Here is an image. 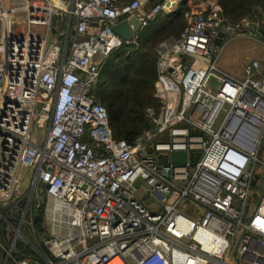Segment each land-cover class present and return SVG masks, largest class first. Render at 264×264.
Here are the masks:
<instances>
[{
  "label": "built area",
  "instance_id": "2783aa9c",
  "mask_svg": "<svg viewBox=\"0 0 264 264\" xmlns=\"http://www.w3.org/2000/svg\"><path fill=\"white\" fill-rule=\"evenodd\" d=\"M151 1L0 0V264H264V68L218 67L249 21L188 5L130 143L91 96L111 54L179 5ZM132 17L123 41L111 28Z\"/></svg>",
  "mask_w": 264,
  "mask_h": 264
},
{
  "label": "trees",
  "instance_id": "16d2710c",
  "mask_svg": "<svg viewBox=\"0 0 264 264\" xmlns=\"http://www.w3.org/2000/svg\"><path fill=\"white\" fill-rule=\"evenodd\" d=\"M129 3L133 0H119ZM198 3L206 0H198ZM221 9L225 27H235L243 20L263 22L264 0H211ZM162 0H152L149 7ZM187 0H182L177 9L168 16L158 15L155 21L144 28L138 36V46L133 51L122 46L115 50L101 68L99 82L92 91V98L106 112L112 136L128 143L149 128L145 111L158 109L153 98L156 81L155 46L170 37H178L185 28L183 13L188 9ZM157 24V25H156ZM154 29L151 31L152 26ZM148 28V29H147ZM146 29V30H145ZM145 30V31H144ZM264 32V27L261 29ZM149 32V33H148ZM128 52L125 54V52ZM181 163L182 160H176ZM42 211L34 221L36 232H41ZM17 248H21L17 244ZM29 255H34L28 252ZM43 254L47 255L45 252Z\"/></svg>",
  "mask_w": 264,
  "mask_h": 264
},
{
  "label": "rangeland",
  "instance_id": "374dc122",
  "mask_svg": "<svg viewBox=\"0 0 264 264\" xmlns=\"http://www.w3.org/2000/svg\"><path fill=\"white\" fill-rule=\"evenodd\" d=\"M187 1H189V3H187L186 5L187 8L189 4L195 5V4H198L199 2L198 0H187ZM251 24L256 25V27L260 30L263 29L264 15H263V22H260V21L253 22L252 21ZM154 27L155 25L150 27L151 31L154 29ZM236 36H237V33L235 32L230 38L226 39L227 44L222 49L220 53L219 61H218V67L234 77L240 76L242 74L243 66L250 59L252 51L256 52L257 54H259L260 52L262 53L264 52V43L262 42V37H252V36L247 35V37L250 39L245 40L243 38L235 39ZM137 46H126L125 49L128 51L134 52ZM127 53L128 52L126 51L125 54ZM213 80H216V79L213 77ZM37 134L38 133L34 131V135H37ZM0 231H1V228H0ZM7 231L8 232L4 233L5 234L4 237H5V243L9 244L13 236L10 233V230L8 228H7ZM0 239H1V235H0Z\"/></svg>",
  "mask_w": 264,
  "mask_h": 264
},
{
  "label": "water",
  "instance_id": "95a60500",
  "mask_svg": "<svg viewBox=\"0 0 264 264\" xmlns=\"http://www.w3.org/2000/svg\"><path fill=\"white\" fill-rule=\"evenodd\" d=\"M141 25L136 17H132L129 20L120 21L118 24L112 26V31L123 41L131 40L135 33L141 31ZM247 31L256 37H262L264 40V32L256 27V25L251 24L247 27ZM224 39V33L220 32L218 34V39L213 42V45L219 47ZM166 159H162L165 162ZM40 202L43 203V198H40Z\"/></svg>",
  "mask_w": 264,
  "mask_h": 264
},
{
  "label": "crops",
  "instance_id": "0c3cea01",
  "mask_svg": "<svg viewBox=\"0 0 264 264\" xmlns=\"http://www.w3.org/2000/svg\"><path fill=\"white\" fill-rule=\"evenodd\" d=\"M177 3H180L182 0H175ZM187 3H188V1H187ZM174 12V11H173ZM155 21V20H154ZM153 21V22H154ZM152 22V23H153ZM151 24V23H150ZM248 34H250L248 31H247V28L246 29H240L239 30V34L235 37V39H237V38H243V39H245V40H248V39H250V38H248L247 37V35ZM262 42L264 43V40L262 39ZM251 59H257V60H259L260 62H261V64H262V67L264 68V52L262 53V52H260L259 54H257L256 52H254V51H252V53H251V56H250V59L248 60V61H250ZM247 61V62H248ZM246 62V63H247ZM245 63V62H244ZM246 65V64H245ZM244 65V66H245ZM244 66H243V68H244ZM240 75V74H239ZM232 76V75H231ZM242 76H243V71H242V74L240 75V76H236L235 78H238V79H242ZM234 77V76H233Z\"/></svg>",
  "mask_w": 264,
  "mask_h": 264
}]
</instances>
